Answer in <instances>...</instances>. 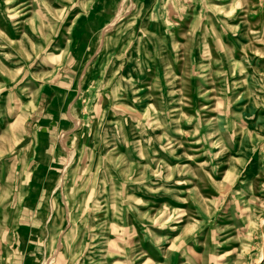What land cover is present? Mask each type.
I'll return each mask as SVG.
<instances>
[{
	"label": "rangeland",
	"instance_id": "374dc122",
	"mask_svg": "<svg viewBox=\"0 0 264 264\" xmlns=\"http://www.w3.org/2000/svg\"><path fill=\"white\" fill-rule=\"evenodd\" d=\"M0 264H264V0H0Z\"/></svg>",
	"mask_w": 264,
	"mask_h": 264
}]
</instances>
